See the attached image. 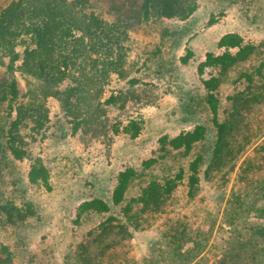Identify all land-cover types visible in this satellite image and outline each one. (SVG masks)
Here are the masks:
<instances>
[{"label":"rangeland","instance_id":"rangeland-1","mask_svg":"<svg viewBox=\"0 0 264 264\" xmlns=\"http://www.w3.org/2000/svg\"><path fill=\"white\" fill-rule=\"evenodd\" d=\"M14 3L25 12L0 26V127L16 139L0 142V203L37 209L0 221L14 264H264V172L246 178L264 163V0H173L166 41L159 0H0V19ZM37 26L52 51L26 56ZM208 53L231 57L200 73ZM41 60L62 71L53 89ZM93 197L110 209H84Z\"/></svg>","mask_w":264,"mask_h":264},{"label":"trees","instance_id":"trees-1","mask_svg":"<svg viewBox=\"0 0 264 264\" xmlns=\"http://www.w3.org/2000/svg\"><path fill=\"white\" fill-rule=\"evenodd\" d=\"M160 6H161V14L162 17L167 20V23L163 20L156 22L154 24V28L156 32H158L162 38L163 41H166L170 37L174 35L173 31L171 30V25L169 24V21L174 22L176 19H178L177 14L178 11L175 9L173 0H159ZM28 10V9H27ZM190 11V7L188 9V12ZM21 12H25L20 4L14 3L7 9L4 13L2 18L0 19V26L6 27L10 24L11 21H13L15 18H17ZM170 22V23H171ZM65 26V25H64ZM63 26V27H64ZM38 28H31L30 31H32L35 36L33 37V42H29L26 38H24L22 41L25 43V54L26 56L32 55L34 52H51L52 50V41L53 33L51 32H44L42 29L37 26ZM26 31L25 33H28ZM73 32V27L69 26L64 31L63 34L69 35ZM176 34V32H175ZM177 35V34H176ZM164 43V42H163ZM161 50L157 51L155 50L153 52L154 55L161 54ZM231 57L230 55L224 54L221 56H214L212 53H208L206 56V59L204 62H202L199 65V71L202 73L204 71L205 65H212L214 63H220L221 65L226 66L227 58ZM235 62V61H234ZM233 62V63H234ZM70 61L69 59H64L65 66L68 67ZM56 64V63H55ZM61 66L60 63L56 64V67ZM36 68L38 69V74L41 76V78L45 79V81L48 83L47 88L53 89L59 79H62L60 77H57L60 75L62 71H56L54 69L49 68V63L45 60H41L38 65H36ZM60 70V69H59ZM60 81V80H59ZM205 85L208 88H216L219 84V81L217 78H210L204 80ZM208 102L211 105L213 110H217L218 104L216 97L213 93L210 94L208 97ZM218 130H217V143H216V150L218 154V158L220 159L222 157V151L224 150V147L226 145L225 139H226V132L229 130L228 123H219L218 124ZM231 127V125H230ZM6 131L10 133V130L6 128L5 125L0 127V142L3 140L4 136H6ZM201 132V129H198V133ZM198 133H195L197 135ZM11 135V133H10ZM179 139H184L185 136L177 137ZM7 143V148L10 151H14L15 146V137L11 135V138L9 137ZM6 147L3 146L2 143H0V149H2L3 154H6ZM260 162V161H259ZM256 163L255 167H249V176L247 175V183L254 182L253 177L254 175H257L259 173V170L264 172V163ZM248 174V173H247ZM131 172L125 171L121 172L119 175V178L117 180L115 189L112 193L113 201L116 205L120 204L124 197L126 190L128 188L129 180L131 179ZM257 183V182H256ZM84 209H94L97 211H107L110 209V204L102 199L93 197L89 200H87L84 204ZM37 215V209L35 208V205L31 202H27L24 207L20 206L19 204L15 203L14 200H9L6 203H0V221H2L5 225L9 227H19L21 224L26 223L30 218H33ZM261 230V228H260ZM244 247H246V242L240 241L237 243V245L231 250L232 255H238L239 257L243 256V250ZM254 255L259 258L262 256V249H257L254 253ZM184 258L187 261L191 260V257L188 253L183 254ZM15 263V250L12 249V247L5 243H0V264H14Z\"/></svg>","mask_w":264,"mask_h":264}]
</instances>
